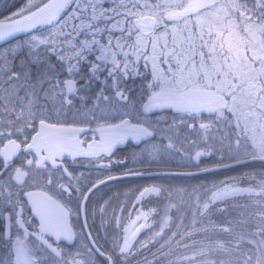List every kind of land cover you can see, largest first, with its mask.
<instances>
[{
  "label": "snow or ice",
  "instance_id": "obj_1",
  "mask_svg": "<svg viewBox=\"0 0 264 264\" xmlns=\"http://www.w3.org/2000/svg\"><path fill=\"white\" fill-rule=\"evenodd\" d=\"M7 19L0 21V41L18 33L30 39L20 45L22 56L0 57V239L6 249L0 264H95L93 257L103 258V264H129L142 251L151 256L143 264H234L227 257L244 244L250 247L242 264H264V167L191 191L145 187L137 203L154 193L165 196L168 204L154 225L159 230L139 249L130 243V227L145 221L131 233L134 238L149 227L146 222L155 210L138 213L123 227L122 237L114 232L106 250L91 231L83 232L88 241L83 251L60 247L65 241L71 247L76 238L68 225L72 209L67 205L75 201L79 215L106 182L80 183L65 157L103 159L101 151L110 154L129 137L137 143L155 139V128L143 114L172 109L180 114L181 124L200 120L199 129L208 139L216 138L213 132L220 134L221 159L244 167L256 161L264 165V0H27ZM141 67L151 76L142 111L126 83L144 75ZM96 82L100 87L91 94ZM119 102H124L122 107ZM87 131L99 136L84 148L79 134ZM144 152L151 163L160 147L151 145ZM205 154L197 151L195 158ZM64 176L69 182L59 183ZM73 179L78 182L73 184ZM48 186L59 189L60 199L28 190ZM174 194L177 203H172ZM243 196L250 203L238 207L256 209L248 216L255 227L247 237L238 234L235 243L194 239L210 229L231 233V227L211 220V213H226L227 207L217 205ZM29 207L31 214L25 215ZM182 208L191 218L185 213L175 223L168 213ZM83 227L88 228L86 220Z\"/></svg>",
  "mask_w": 264,
  "mask_h": 264
},
{
  "label": "trees",
  "instance_id": "obj_2",
  "mask_svg": "<svg viewBox=\"0 0 264 264\" xmlns=\"http://www.w3.org/2000/svg\"><path fill=\"white\" fill-rule=\"evenodd\" d=\"M25 1L26 0H0V18H6L8 16H11L12 13H15V11L18 10L25 3ZM105 6L107 7V5ZM141 72L144 73L143 76L136 77L135 79H129L126 82L127 86L132 89L131 96L135 103V107L138 110H140L138 102L146 94L147 91L143 83L147 80V78H149V71L147 68L141 67ZM110 82L111 81H109V83ZM134 114L135 113H133V115ZM143 115L144 118H146L149 122L155 124L156 126L163 124L171 125V131L173 133L174 138L181 142L185 140L189 142L188 144H192V142H194L196 145H200L206 140H214V143L217 144V138H220V134L216 132L212 133V135L216 137L215 139H208L205 134H202V130L199 129V123L201 122L200 120L193 121L189 119L186 120V122L183 124L179 123L180 114L175 113V111H152ZM174 121L176 122L174 123ZM220 127L223 128V125H220ZM225 134L226 136L228 135L227 129H224V135ZM151 145H157L158 147H160V154L156 157L154 162L149 163L147 161L150 158L144 152V149L146 147H150ZM220 148L221 145L218 149ZM187 150H190V148L187 149L186 147L183 150L178 149L177 151H175V149L170 150L167 148H163V141L159 139V135L157 134V132H155V139L147 138V142H145L144 140H141L139 143H137V141H134L128 143L127 145L119 147L117 151V156L122 157V161H124V163H121L120 165L118 164V167L122 169L121 171L146 170L155 168L190 169L229 160L227 158L221 159V157L217 156L215 153L208 152L205 155H201L195 163H189L184 165L173 161L175 158V154L183 155L184 152ZM262 167H264V165H262L261 162L256 161L246 167L240 165H233L231 167L223 166L211 169L210 171H202L195 173H157L148 175H124L116 176L122 177L120 179H107L105 180L106 182L104 184H100L98 186V188L90 196L87 204L84 205V216L85 220L87 221L88 230L91 231L92 235L96 238L97 244L103 246L102 250H106L111 244V241L113 239V233L115 232L120 235L121 227L117 228V219H114L116 213L118 212V210H120L122 214H124L131 209L134 204V197L137 194L136 192L139 191V188L143 185L153 184L155 186H170L172 188L182 187L183 189L191 191L197 186H207L220 180L240 175L250 170H260ZM111 171L114 170H106L105 174ZM103 174L91 175L86 178V180L83 179V183H85L87 180L93 181L101 177ZM82 178L85 177L82 176ZM161 198L163 197L161 196ZM159 199L160 197L157 200ZM62 202L66 203V201ZM177 202L178 200L174 201V203ZM156 203H158V201H155V204ZM249 203L250 201L248 200V198L246 196H243L237 198L235 201H229L227 205H217V208L227 207V212L220 213L213 209L211 213V220L215 221L217 225H225L231 227L232 232L223 233L210 229L209 232L206 233L204 236H197L194 237V239L204 240L205 243L209 239L232 241L233 243H235L234 237L236 235L240 234L247 237L248 232L253 230L255 227V221L248 219V216L249 213H254L256 209L251 207L244 209L238 207V205ZM234 204L237 206L234 207ZM67 206L72 209V212L69 215V221L74 233L76 234V238L72 242L71 247H69L68 242L61 243L60 247L66 248L67 250L72 252H75L77 249L83 251V249L87 246L88 241L83 235L84 229L80 219V214L77 215L75 201H73L72 204H68ZM25 211L28 215H30L29 208H26ZM185 213H187L190 219L191 214L187 212L186 208H182L180 214L182 215ZM171 217H178V215H171ZM122 220L123 219H119L121 225ZM229 220L232 221L231 225H228L227 223ZM241 221L247 222L241 223ZM207 222L208 217H204V223ZM33 223L36 224L35 218H33ZM186 223H188V221H186ZM105 238L107 239V243L105 242ZM4 245L5 240L0 239V258H3L6 252ZM249 247L250 246L246 244L242 245L238 252L236 250H233L231 255L227 257V259L232 260L234 264L236 261H239L240 264H242L244 253L248 250ZM136 248H140V243L136 245ZM173 248H175V244H173ZM145 256L151 259L149 252L142 251L141 255L138 256L135 260H131L129 264H143ZM93 260L95 261V264H103V258L97 259L96 257H93Z\"/></svg>",
  "mask_w": 264,
  "mask_h": 264
},
{
  "label": "rangeland",
  "instance_id": "obj_3",
  "mask_svg": "<svg viewBox=\"0 0 264 264\" xmlns=\"http://www.w3.org/2000/svg\"><path fill=\"white\" fill-rule=\"evenodd\" d=\"M26 4H27V0L25 1V3L19 9L24 8L26 6ZM18 10H16L15 12H17ZM148 71H149V69H148ZM150 80H151V76H149V78H147V80L144 81V83H143V85L145 86V88L147 90L146 93L149 91L147 89V87H146V84ZM139 102H138V106H139ZM124 110L131 111L132 109L131 108H127V109H124ZM133 116H135V114ZM152 125L155 126L154 127L155 128V132H157V134L159 135V139L163 141V148H167V149H170V150L171 149H175V151H177L178 149H180V150L182 149L183 150L186 147H187V149L190 148V150L185 151L183 155H176L175 154V156H174L175 158H174L173 161L176 162V163L185 165V164L197 162L198 159L195 158V153L197 151H202V152H205V153L213 152L217 156L221 157V153L219 151H217V149L220 146V144H219V139L220 138L219 139L217 138V140H218L217 144L214 143V140H211V141L206 140L207 141V146L205 145V141H204V143H202L200 145H196L194 142H192V144H188L189 142H187L185 140L183 142H181V141L176 140L174 138L173 133L171 131V129H172L171 125H168V124H163V125H159V126H156L155 124H152ZM202 134H204L203 131H202ZM225 136H226V134H225ZM169 142H171L172 147H167ZM225 142H227V141H225ZM190 151H191V153H190ZM82 179L86 180L85 178H82ZM210 185H207V186H204V187L206 188V187H208ZM151 186H155V185H153V184L146 185L145 184L142 187H140L139 191L136 192L137 194L134 197L135 200H134V204L131 207V209L128 210V212L124 213V214H122V212L120 210H118V212L116 213V216L114 218V219H123L122 220V227L120 228V236L122 237L123 236V227H128V226L131 225V219L133 218V216L137 212H139V211L149 212L150 210H155L153 212V215H151L149 217V219L147 220V222H146L149 225V227L142 229L140 231V233L135 235L134 238H132V237L129 238L130 243H134L136 245L139 244V243H143V242L147 241L149 239V237H151L152 234L155 231L159 230L154 225H155V223L160 221V219H161V217L163 216V213H164V208L168 204V200L166 199L165 196H162L163 198H161V196H160V199L157 200L159 197L156 194H154V193L146 194L145 197L142 198L139 203H137V197L139 196V192L142 191L145 187H151ZM241 186H247V185H241ZM157 187H160V186L157 185ZM162 187L168 188V189H179L178 187L177 188L176 187L172 188L170 186H162ZM196 188H200V186H197ZM155 197H156V199H155ZM176 200H178V196L176 194H174L172 203H174V201H176ZM155 201H158V203L155 204ZM26 215H28V214L26 213ZM168 215L171 217V215H178L179 216L181 214L180 213L178 214L176 212V210L173 209L171 212L168 213ZM171 220L174 221L175 223H179L180 222L177 219V217H171ZM186 221H185V223H186ZM132 228H133V225H131L130 231L132 230ZM172 230L175 231L176 230L175 227H173ZM169 235H170V233H169ZM137 242H139V243H137ZM186 254L190 255L191 253L189 252V253H186ZM193 264H196V262H193Z\"/></svg>",
  "mask_w": 264,
  "mask_h": 264
},
{
  "label": "flooded vegetation",
  "instance_id": "obj_4",
  "mask_svg": "<svg viewBox=\"0 0 264 264\" xmlns=\"http://www.w3.org/2000/svg\"><path fill=\"white\" fill-rule=\"evenodd\" d=\"M29 39H30V37L28 34L20 33V34L16 35L15 38H10L6 41L1 42L0 43V57H4L5 55H7L8 59L11 60V57L17 53L22 56L23 52L21 51L20 45L27 44ZM17 60H19V56L17 57ZM53 62H55V58H53ZM62 78H63V76H62ZM99 87H100V83L96 82L93 85V88L91 90V94H94ZM108 94L111 95V92H109ZM147 94H149V91L141 98V100L139 102V109H140L141 101L146 102ZM76 103L79 106V101H77ZM89 104H91V101H89ZM118 106L122 107L123 102H119ZM162 110L174 111L172 109H156L153 111H162ZM111 122L115 123L117 121L113 120ZM132 122L135 123L136 120H132ZM77 126L84 127L86 129L89 127V125H77ZM91 127L95 128L96 124H92ZM98 136H99L98 132L94 133L91 131H87L86 133L79 134V139L81 141H86V143L83 145V147L87 148V144L93 143V137H98ZM134 141L135 140H133L131 137H129L127 140H125V142L123 144L116 145L112 149V152L110 154L102 152L101 149H99V148H94L93 150H95V151H101V155L103 156V159H101L99 157H91V158H89V157H76L75 160H73L72 157L66 156L64 159V163L66 165H68L69 171L74 173L75 177L79 178L80 183L84 182L81 174H83V177H85V179H86L89 176L94 175V174L97 175V174H103L104 173L103 175H106V174H110V173L120 172L122 169L118 166L121 164L119 162L122 161L123 158L117 156L118 148L122 147L124 145H127L130 142H134ZM6 142L7 141L5 140L4 143H6ZM2 146L3 145H0V147H2ZM109 155L111 156V159H109ZM28 158H31V157H28ZM16 162H17V164H19V160H17ZM102 165H108V167H102ZM109 169L114 170V171L107 172L105 174V171L109 170ZM58 182L67 184L69 182V178L67 176H64ZM77 182H78L77 179L72 180L73 184H76ZM147 185H149V184H147ZM30 189H39V188H30ZM42 190L46 191L48 194H50L54 198L60 199V197L58 195H56V193L59 191V189L56 188L55 186H48L46 188H43ZM25 215H26V211H25ZM35 225H37V220H36ZM133 227H134V225H133Z\"/></svg>",
  "mask_w": 264,
  "mask_h": 264
},
{
  "label": "water",
  "instance_id": "obj_5",
  "mask_svg": "<svg viewBox=\"0 0 264 264\" xmlns=\"http://www.w3.org/2000/svg\"><path fill=\"white\" fill-rule=\"evenodd\" d=\"M10 17V16H8ZM8 17L6 18H0V21H4L5 23L8 22ZM20 34V33H18ZM17 34V35H18ZM10 39V38H9ZM3 42V41H0V43ZM99 134V133H98ZM229 164H233V161L231 160H227V161H223V162H218V163H213V164H210V165H206V166H202V167H196V168H190V169H176V168H155V169H146V170H126V171H120V172H115V173H110V174H106V175H103L97 179L99 180H107V177L109 176H124L125 173H142L143 175H148V174H157V173H195V172H202L204 171V169H214V168H219V167H223V166H226V165H229ZM97 179L93 180L92 182L95 183L97 181ZM88 187H91V184L88 185ZM29 191H35V192H39V191H44L42 189H28ZM46 192V191H45ZM50 195V194H49ZM51 196V195H50ZM53 197V196H52ZM53 199H56L53 197ZM144 211H139L137 212L133 218L131 219V221L135 220L136 219V215L138 213H143ZM29 213H30V207H29ZM31 214V213H30ZM80 219H81V222L82 224L84 225L85 223V216H84V205L83 207L81 208L80 210ZM36 220H37V226L39 224V218L38 217H35ZM67 221H68V225L69 227H71V229L73 230L71 224H70V221H69V216L67 218ZM140 223H145V221L141 220V221H137L136 224L134 225V227L132 228V230L130 231L129 233V238L133 237L131 235L132 232H135V229L139 227ZM84 232H87L89 231L88 228H84ZM74 232V231H73ZM137 234V233H136ZM54 239V238H53ZM66 242V241H65Z\"/></svg>",
  "mask_w": 264,
  "mask_h": 264
}]
</instances>
